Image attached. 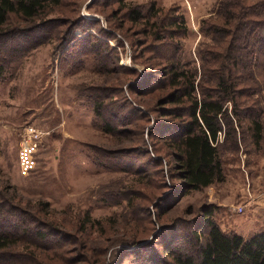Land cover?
I'll return each mask as SVG.
<instances>
[{
    "label": "rangeland",
    "instance_id": "1",
    "mask_svg": "<svg viewBox=\"0 0 264 264\" xmlns=\"http://www.w3.org/2000/svg\"><path fill=\"white\" fill-rule=\"evenodd\" d=\"M219 2L60 0L49 7L43 28L50 27L51 39L19 58L0 81V185L14 187L28 228L20 241L23 259L13 264H158L169 258L163 244L190 250L193 221L208 204L224 231L247 238L264 230V200L235 194L243 186L236 165L244 152L222 134L219 155L231 182L181 196L177 176L173 143L186 116L182 103H163L173 90L163 68L173 55L172 62L180 61L196 82L213 84L225 62L218 52L224 41L202 32V25L216 18ZM133 5L142 8L145 21L123 17ZM172 17L182 19L180 28L172 26ZM249 61L251 73L242 65L234 75L254 91L238 101L241 108L255 102L264 121V57ZM99 92L102 120L94 104ZM103 119L114 133L103 130ZM243 119L239 146L250 150L254 172L264 166V139L253 152ZM28 126L47 134L34 154V169L21 175L18 151ZM252 189L258 194L264 186ZM38 229L47 243L34 238ZM32 255L40 256L37 263Z\"/></svg>",
    "mask_w": 264,
    "mask_h": 264
},
{
    "label": "trees",
    "instance_id": "2",
    "mask_svg": "<svg viewBox=\"0 0 264 264\" xmlns=\"http://www.w3.org/2000/svg\"><path fill=\"white\" fill-rule=\"evenodd\" d=\"M52 5H60V0H0V81L19 58L36 45L51 39L47 33L50 27L43 28L49 21H43ZM215 16L214 20L202 25V32L224 41L218 52L225 62H219L213 84L205 86L200 81L196 82L194 73L180 69V61L176 59V63L172 62L173 55L169 56V63L163 68V75L170 79L168 84L173 89L164 96L163 103H182L186 116L179 124V136L173 143L177 176L184 188L181 196L189 190L206 188L226 179L219 155L221 134L224 141H229L237 151L244 152L245 163H248L250 150L239 146L242 142L241 127L245 125L243 118L247 119L246 132L251 139L253 152L261 149L264 139V121L260 119L261 111L255 107L256 103L241 108L238 101L239 97L248 96L254 89L240 86L234 75L242 65L246 72H252L250 57H264V1L220 0ZM123 17L134 24L145 21L139 5L126 7ZM170 23L180 28L183 21L172 17ZM52 27L50 33L56 29V26ZM46 33L49 35L47 38ZM156 39L162 41L163 36L156 34ZM177 92H181V96ZM101 96L99 92L94 104L96 115L102 120ZM227 102L231 104L230 108ZM103 123L105 132L116 131L111 122L103 119ZM15 192L12 186L0 185V264H13L24 256V252L19 250L22 246L20 241L23 234L28 233V228L23 226L25 219L20 218L21 213L17 211L19 196ZM38 205L41 207L42 204ZM213 207V204L204 206L201 218L199 215L193 221L186 239L190 250H179L172 244H163L164 253L169 258H159L158 264H264V230L247 238L224 231L211 218ZM33 235L36 241L47 243L43 230L38 229ZM135 243L134 239L131 245ZM27 249L25 247L22 251L27 252ZM39 257L32 255V263H37Z\"/></svg>",
    "mask_w": 264,
    "mask_h": 264
},
{
    "label": "built area",
    "instance_id": "3",
    "mask_svg": "<svg viewBox=\"0 0 264 264\" xmlns=\"http://www.w3.org/2000/svg\"><path fill=\"white\" fill-rule=\"evenodd\" d=\"M45 134H47L46 131L36 129L31 126L24 128L18 151L19 172L21 175H27L30 170L34 169L36 164L34 154L39 149ZM248 196H250L252 200L258 198L264 200V189L260 191L257 196ZM236 210L241 212L243 210V206L237 207Z\"/></svg>",
    "mask_w": 264,
    "mask_h": 264
},
{
    "label": "crops",
    "instance_id": "4",
    "mask_svg": "<svg viewBox=\"0 0 264 264\" xmlns=\"http://www.w3.org/2000/svg\"><path fill=\"white\" fill-rule=\"evenodd\" d=\"M260 156H257L256 158H259ZM246 160V156L245 154L240 156V160L237 162L238 164L236 165L237 167V171L240 173L241 176V180H242V184L243 186H241L242 188H237L235 189V194H241L243 197L245 195H251L254 196L256 193V191H253L252 186L254 185H262L264 186V172L262 171L264 169V166H262L261 168H259L260 170L257 171L258 166L255 168L254 172H251L250 170V164H252L251 161H249L248 163H245ZM256 161V160H254ZM237 177H239V175H237ZM227 182H231V178L230 176L227 177L226 179ZM233 184H228L226 186H232ZM231 192L233 190V188L229 189ZM259 191V190H258ZM234 192V191H233ZM231 192V194L233 193ZM229 194V193H227Z\"/></svg>",
    "mask_w": 264,
    "mask_h": 264
}]
</instances>
